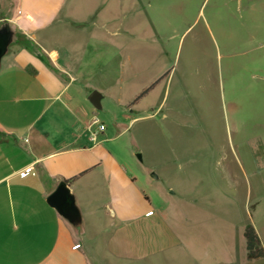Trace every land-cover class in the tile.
Segmentation results:
<instances>
[{
  "label": "rangeland",
  "instance_id": "obj_1",
  "mask_svg": "<svg viewBox=\"0 0 264 264\" xmlns=\"http://www.w3.org/2000/svg\"><path fill=\"white\" fill-rule=\"evenodd\" d=\"M16 5L0 0V24ZM112 6L126 20L105 13L91 34L106 148L185 236L227 264H264L243 236L252 225L264 248V0Z\"/></svg>",
  "mask_w": 264,
  "mask_h": 264
},
{
  "label": "crops",
  "instance_id": "obj_2",
  "mask_svg": "<svg viewBox=\"0 0 264 264\" xmlns=\"http://www.w3.org/2000/svg\"><path fill=\"white\" fill-rule=\"evenodd\" d=\"M115 2L17 0L7 19L31 48L13 35L0 64V264H227L156 209L109 153L107 128L91 140V34L105 13L126 20ZM63 180L77 197L79 230L47 203Z\"/></svg>",
  "mask_w": 264,
  "mask_h": 264
},
{
  "label": "water",
  "instance_id": "obj_3",
  "mask_svg": "<svg viewBox=\"0 0 264 264\" xmlns=\"http://www.w3.org/2000/svg\"><path fill=\"white\" fill-rule=\"evenodd\" d=\"M13 40V31L9 24L0 28V64L8 47ZM95 109L101 108V94L92 92L88 98ZM48 205L65 220L73 229L79 230L83 225V218L77 200L67 181L59 182L55 190L47 197Z\"/></svg>",
  "mask_w": 264,
  "mask_h": 264
},
{
  "label": "trees",
  "instance_id": "obj_4",
  "mask_svg": "<svg viewBox=\"0 0 264 264\" xmlns=\"http://www.w3.org/2000/svg\"><path fill=\"white\" fill-rule=\"evenodd\" d=\"M7 23L0 24V28ZM24 46L31 48V45L29 43L24 44ZM152 85L150 88L144 90L136 99L135 101H138V99L142 98L144 95L148 93V91L153 87ZM77 179L73 178L71 181ZM70 183V181H67ZM243 236L246 240V251H247V260L253 261L264 258V248L261 244V240L255 230V228L252 225H247Z\"/></svg>",
  "mask_w": 264,
  "mask_h": 264
},
{
  "label": "built area",
  "instance_id": "obj_5",
  "mask_svg": "<svg viewBox=\"0 0 264 264\" xmlns=\"http://www.w3.org/2000/svg\"><path fill=\"white\" fill-rule=\"evenodd\" d=\"M96 128V131L97 132H93L92 133V136H91V140H93V141H95L96 140V137H97V133H99V132H104L105 131V126H104V124H102L99 120H98V118L97 117H95L94 119H93V121L91 122V124H90V126H89V129L90 130H92V128ZM30 168H28L27 170H26V173H28V172H30ZM152 214V212H150V213H148V215H151ZM76 247H79V245H76Z\"/></svg>",
  "mask_w": 264,
  "mask_h": 264
}]
</instances>
